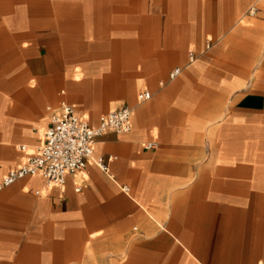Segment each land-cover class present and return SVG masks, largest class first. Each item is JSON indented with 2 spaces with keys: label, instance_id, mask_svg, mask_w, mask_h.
<instances>
[{
  "label": "crops",
  "instance_id": "crops-1",
  "mask_svg": "<svg viewBox=\"0 0 264 264\" xmlns=\"http://www.w3.org/2000/svg\"><path fill=\"white\" fill-rule=\"evenodd\" d=\"M63 102L130 129L0 188V264H264V0H0V183Z\"/></svg>",
  "mask_w": 264,
  "mask_h": 264
},
{
  "label": "built area",
  "instance_id": "built-area-1",
  "mask_svg": "<svg viewBox=\"0 0 264 264\" xmlns=\"http://www.w3.org/2000/svg\"><path fill=\"white\" fill-rule=\"evenodd\" d=\"M254 12V7L249 13ZM211 47V41H205V48ZM190 60L195 55L190 54ZM179 68L171 72L175 76ZM131 110L121 107L100 116L99 124L90 127L86 121L79 118L74 107L67 103L60 104V111L53 112L50 123L44 131L43 143L38 147L35 155L29 156L24 163L9 171L5 179L0 183V188L13 183L16 179L25 175L39 173L47 183L62 184L67 173H75L84 168L85 163L92 157V140L101 135L105 130L111 129L116 132H126L130 129ZM147 148L154 147L148 143ZM24 149V146H20ZM112 157L105 159L96 157L94 162L103 171H107V162Z\"/></svg>",
  "mask_w": 264,
  "mask_h": 264
}]
</instances>
